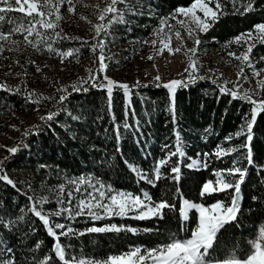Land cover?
<instances>
[{"label":"trees","instance_id":"obj_1","mask_svg":"<svg viewBox=\"0 0 264 264\" xmlns=\"http://www.w3.org/2000/svg\"><path fill=\"white\" fill-rule=\"evenodd\" d=\"M108 2L109 0H96L93 11L97 18ZM192 3L193 0H122L116 5L118 12L109 13L103 23L115 16H123V22L114 20L107 32H102L95 39L94 28L82 35L64 23L63 17L69 13L68 5L64 3L60 7V27L55 31L62 30V37L80 39L57 38L49 40L48 43L58 52L79 49L74 56H69L67 63H92L91 75L97 76L100 82L106 84L104 75L121 67V63L110 60L112 47L145 41L159 26L162 17H169L177 7H190ZM209 6L215 10L214 3ZM240 6L237 4V7ZM253 8V11L235 14L231 3H227L225 14L207 32L201 34L198 49L226 48L229 51L244 52L247 44L243 41L240 44L229 42L237 35L252 31L255 24L264 22V0H254ZM5 15L7 19L0 27L7 32L12 26L8 20H18L22 14L8 12ZM100 23L102 22L98 20L97 24ZM12 38L32 48L40 57L52 58L55 55L54 52L47 51L44 44L38 43V37H29L37 43L35 48L23 41L22 34H14ZM99 40L105 43V74L95 71L99 64L100 49L93 52L91 45ZM81 41L88 43L82 44ZM135 49L123 53L132 54ZM249 55L252 66L244 68L245 72L264 69V60L261 59L264 57V44L257 42ZM17 66L19 72L14 81L8 82L0 77V84L12 90H0V115L13 112L34 116L35 120L31 126L14 130L15 140L10 148L18 147V151L15 154L8 151L2 160L3 173L14 182L15 187L0 181V261H11V264H40L47 259V264H62L53 252L54 238L48 235L43 222L28 209L35 205L45 214L60 208L71 207L75 210L78 201L87 199L88 192L95 194L100 184L105 186L106 193L110 187L111 195L125 192L143 198V194L147 192L154 202L166 200L174 208L166 210L163 219L151 217L141 220L133 216L92 219L85 214L69 219L67 212L59 217L50 216L51 226L56 223L64 224L77 233H83L60 236L67 258L104 260L108 256L126 254L135 248H140L143 252L161 247L174 239H187L191 229L196 227L198 213L194 209L190 210L188 220L184 221L179 215L180 206L185 199L206 207L217 201L230 204L234 189L204 197L200 196V191L204 183L216 179V171L230 168L234 160L239 161L238 166L247 168L245 180L241 184L240 211L237 221L225 225L218 233L210 258H239L248 253L251 241L264 228V112L258 115L253 128V140L250 143L253 166H248L247 161L242 159L246 149H240L239 152H233L221 159L210 155L207 161L202 155L213 153L218 145L229 148L239 146L246 140V137H239L226 141V137L238 131L251 105L233 99L229 94H222L219 85L227 82L230 90L243 93L245 90L238 82H228L214 71L205 67L198 68L196 74L204 76L205 79L197 80L186 88H178L175 93L174 124L169 111L168 90L162 86L157 87V83L139 82V86L136 82L128 83V97L124 96L122 89L115 88L112 109L109 111L107 91L92 86L90 69L86 75H76L74 81L60 89L52 86L51 92H46L40 91L31 83L28 66L22 63ZM176 79L187 81L188 73L184 72ZM84 81L88 83H83ZM237 84L238 88L235 87ZM73 85L87 90L74 91ZM61 89L65 91H59ZM33 91L51 99H41L38 104L27 102L26 94ZM60 95L67 97L62 103L59 102ZM49 113H56L53 120L41 119ZM125 124L129 127L126 128ZM176 131L181 136L186 155L182 158H171L161 169L165 178L158 181L157 186L153 187L138 179L129 165L151 174L154 164L168 152L174 151ZM164 145H168L167 149ZM194 160L207 163V167L189 168L188 165ZM177 163L181 170L180 179L174 181L169 177L173 175L171 168ZM80 177L89 182L84 185L70 183L78 181ZM60 185H64V192H60ZM77 186L80 188L79 192L75 191ZM52 190L58 191L56 197L50 194ZM69 192L72 193L71 205L67 202ZM28 196H33L34 200L29 201ZM39 198H46L47 202L42 205L35 204ZM20 217L23 219H19ZM112 225L122 230L87 231L93 227ZM55 231L59 235L62 230ZM8 249L12 251L9 252Z\"/></svg>","mask_w":264,"mask_h":264},{"label":"snow or ice","instance_id":"obj_2","mask_svg":"<svg viewBox=\"0 0 264 264\" xmlns=\"http://www.w3.org/2000/svg\"><path fill=\"white\" fill-rule=\"evenodd\" d=\"M122 0H109L107 7L103 8L100 12L98 19L102 22L100 24L94 25L95 35L93 39L99 37L101 33H106L109 25L115 22H123V16H115L107 19V23H103L108 17L109 13H117L118 9L116 5L121 3ZM67 3L69 13L73 12L74 5L73 0H0V24H3L7 17L6 13L8 12H17L22 14L18 20H8L12 25L7 32L0 27V42H9L13 45H18L19 41L13 39L14 34H22L23 41L27 44L32 45L34 48L37 47V43H34L33 40H30L29 37H38V43L44 44L46 50L49 52H54L55 54L61 57V62L63 59L69 56H74L79 52V49H70L68 51L58 52L52 47L51 43H48L49 40H55L57 38L62 39H77L78 37H62L61 31H55L60 27V20L62 16L60 15V7L62 4ZM214 3L215 10L209 5ZM227 3H231L233 12L235 14H244L250 11H253L254 0H193V3L190 7H177L169 17H162L160 19V28L157 30V35L164 33L165 28L169 31L172 30V26L167 22L169 19L176 21V24L183 28L189 38L194 39L195 45L199 46L201 41L199 40L197 33L207 32L217 20L225 14V6ZM237 4H240V7H237ZM203 13V18L197 13ZM178 16H182L184 19H178ZM83 19V17H81ZM52 33L51 35L49 33ZM176 37L180 38V31L175 32ZM170 39V38H169ZM247 44V48L240 56H236L235 53H229L230 56H233L235 59L241 62V65L247 63L248 67H251L250 53L252 52L255 44L262 43L264 44V22L257 23L254 25V29L249 31L246 34L237 35L229 43L241 42ZM82 44H87V41H81ZM153 44L156 41L152 42ZM161 45L163 46L160 51H163V48L168 47V44L164 39L160 40ZM105 43L103 40H99L96 44L91 45L93 52L97 48L100 49V55L98 57L99 64L98 68L95 69L96 72H104L106 70L105 64V55L103 54ZM227 47V45H226ZM4 50V44L0 43V52ZM11 50V49H9ZM171 51V49H169ZM175 51H180L179 48ZM195 55L197 47H193L188 50ZM151 59V57H149ZM264 60V57L261 58ZM39 71V68H37ZM93 70H89L90 79L93 81L92 86L98 87L101 89H106L108 97V109H112V95L115 88L122 89L124 96L128 97L129 95V85L117 83L111 79H108L106 76L104 79L107 83H102L97 79V76L91 75ZM185 72L188 73L187 81L183 79L171 80L168 83H163L162 85L157 83V87H163L168 90L170 97L169 111L172 114V120L175 124V93L178 88L188 87L190 84H194L197 80L205 79L204 76H199L196 73L198 72L197 62L189 57L188 67L185 69ZM244 72V67H241L240 73H238V81L240 76ZM260 72H264V69H261L259 72L254 71V75H260ZM155 81H159L160 77L157 76L154 78ZM83 83H88L84 81ZM258 84L264 88V80L258 81ZM139 86V82H137ZM147 87V85H145ZM235 87H239L237 84ZM74 91H86L82 87L77 85L72 86ZM220 92L222 94H229L233 99H239L244 102H247L251 105L250 111L248 114H245L243 117V122L235 134H231L226 137V141H231L234 138L246 137L244 143L239 146L224 148L217 146L216 150L209 154L203 153L204 160L207 161L209 156H214L216 159H221L223 156H229L233 152H239L240 149H246V153L243 154L242 159L247 161L248 166L254 165L253 153L250 147V143L253 140V128L257 122V117L260 113L264 112V100L257 101L252 98V95L249 94L247 90L243 93L238 91L230 90L227 87V82L223 85H219ZM0 90L12 91L7 88L5 85L0 84ZM61 92L65 91L64 89L59 90ZM19 90H17V93ZM26 101L30 103H39L41 99H51L50 97H43L35 93L34 91L26 94ZM67 99L65 95L59 96V102H63ZM56 113H49L46 117H41V119L53 120ZM250 115V119H249ZM76 119V117H73ZM125 127H129L125 124ZM138 127V126H137ZM175 146L174 151L168 152L167 155L161 158L158 162L154 164V167L151 171V174L148 172L142 171L139 167L129 165L130 169L135 172L136 176L140 180L146 181L148 184H151L153 187L157 186V182L164 179V173L161 171L164 168L172 157H184L186 155L184 151V144L182 142L181 136L178 131L175 133ZM119 129L117 128V140L119 141ZM168 145H164V148L167 149ZM119 150V149H117ZM9 153L15 154L18 151V147H12L8 149ZM179 163V162H178ZM177 165L171 168V175L169 178L178 181L180 179V167ZM3 161H0V181H5L7 184L15 187L14 182L3 173ZM239 165V161H232V166L224 170H218L214 173L216 179L209 180L203 184L200 196L204 197L206 195H211L216 192H225L229 189H234V193L231 194V203L225 204L221 201H217L212 204L210 207H206L203 204L193 203L188 200H184L182 205L179 208L180 218L184 221H187L189 218V211L195 210L198 213V222L194 229H191L190 237L187 239H174L171 242L150 250H142L140 248H135L129 251L126 254L118 256H108L104 260H86V259H76V258H67L66 249L60 243V236H75L83 235V233H77L71 227H66L64 224L56 223L54 226L50 224V216H61L62 213L67 212L69 219L74 218L75 216L84 215L85 212L92 219H101L104 216H126L129 212H136L133 218L135 219H148L151 217H157L163 219L166 210H171L174 208L166 200H161L159 202H154L147 192L143 194V198L136 196L132 193L119 192L114 195H107L112 189L109 187L107 193L104 190L105 186L100 184L99 188L93 192H88L87 199H80L76 204L75 210L71 207L60 208L59 210L45 214L41 209H38L35 205L28 209L34 216L38 217L40 221L43 222L47 233L49 236L53 237L55 243L53 245V252L56 258L59 259L62 264H147V261L150 259L151 264H264V228H261L257 238L251 241L250 250L245 256L242 257H230L223 260H214L210 258V252L214 250V244L218 239V233L221 229L232 222L237 221L238 213L240 211V200H241V184L244 182L247 168H243ZM189 168H199L207 167V163H202L201 161L194 160L191 164L188 165ZM264 170V169H262ZM238 177V178H237ZM89 181H86L84 177H80L78 181H70L72 184L84 185ZM60 192H64V185H60ZM75 191L79 192V186L76 187ZM177 192L179 189L177 188ZM67 202L71 205L72 193L69 192ZM255 200L256 197H253ZM29 201H33V196H28ZM46 198L36 199L35 204H44L46 203ZM59 203H64V201H58ZM94 209H102L104 216H101ZM19 219H23L20 217ZM55 229H61L62 231L57 235ZM122 229L112 225L105 226L100 228H89L88 232H110L116 231L119 232ZM128 231H136L135 229H127ZM39 246V245H37ZM11 252V249H8ZM146 253V254H144ZM0 264H11V261H0ZM40 264H47V259L40 262Z\"/></svg>","mask_w":264,"mask_h":264},{"label":"rangeland","instance_id":"obj_3","mask_svg":"<svg viewBox=\"0 0 264 264\" xmlns=\"http://www.w3.org/2000/svg\"><path fill=\"white\" fill-rule=\"evenodd\" d=\"M95 2L96 0H73L74 10L63 17L64 23L75 31L78 30L82 35L89 33L99 20L93 11ZM197 14L203 18V13L198 12ZM177 18L184 19L182 16ZM167 23L172 26L171 31L165 28L164 33L157 35V30L160 28L159 24L145 41H134L112 47L110 49V54L112 55L110 60L121 63V67L115 68L113 72H107L106 74L104 71V76L122 84L151 82L162 85L171 80H176L177 76L184 73L191 56L197 62L198 68L205 67L210 71H214L228 82L236 81L252 95V98H257V101L264 100V88L258 84V81L264 80V72H260V75L257 76L254 75V71L247 73L244 70L238 81L237 76L241 67L248 69V66L246 63L241 65V62L230 56L229 53H235L236 56H240L241 53L229 51L226 48L217 50L198 49L199 46L195 45L194 39L189 38L187 32L180 28L175 20L169 19ZM177 30L180 31L179 39L175 35ZM201 34L197 33L198 38H200ZM161 39H164L168 44V47L163 48V51H160L163 47L160 43ZM153 41H156V43L153 44ZM0 43L4 44V50L0 52V77L7 79L8 82L14 81L15 76L19 72L17 64L22 63L28 66L29 79L40 91L51 92L50 88L52 86L60 89L74 81L76 75H86L91 68L92 63L90 62L69 64L67 63L69 57L64 58L63 62H61V57L57 54L52 58L40 57L36 55L32 48L20 41L18 45H13L9 42ZM193 47H197L194 56L188 51ZM133 48L136 49L132 54L123 53L125 51L130 52ZM177 48L180 51H175ZM37 68H39V71H37ZM157 76L160 77L159 81L154 80ZM34 120V116L20 115L13 112H6L0 115V161L6 156L13 140H15L14 130L31 126ZM57 192L52 190L50 194L56 197ZM94 211L104 216L102 209H94ZM85 215H87L86 212ZM135 215H137L136 212H129L126 216L134 217ZM113 217L122 216H104L101 219ZM147 264H151L150 259Z\"/></svg>","mask_w":264,"mask_h":264}]
</instances>
